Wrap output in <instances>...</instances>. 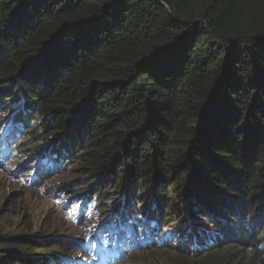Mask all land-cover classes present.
<instances>
[{"label":"trees","instance_id":"16d2710c","mask_svg":"<svg viewBox=\"0 0 264 264\" xmlns=\"http://www.w3.org/2000/svg\"><path fill=\"white\" fill-rule=\"evenodd\" d=\"M0 126L40 176L74 162L73 264H264V0H0ZM52 240L0 229V264H66Z\"/></svg>","mask_w":264,"mask_h":264},{"label":"rangeland","instance_id":"374dc122","mask_svg":"<svg viewBox=\"0 0 264 264\" xmlns=\"http://www.w3.org/2000/svg\"><path fill=\"white\" fill-rule=\"evenodd\" d=\"M10 106H12L10 101L6 105L1 106L4 110V115H2L4 118H8L15 111ZM1 128L2 126H0ZM36 130L40 131L39 128H36ZM34 134L28 132L23 140L33 137ZM37 136L33 137V142L28 141V145L34 146L38 141V145L41 144L42 140ZM6 140L8 138H4L3 141L9 143ZM3 149H7L2 151L3 153L8 151V147L5 144L3 145ZM32 154V151H30L14 158H5L0 154V229L4 232L28 233L36 237L39 235H45L46 238L51 237L53 240L41 244L38 250L45 254L49 253L47 255H56L55 257L57 259L60 258L58 255H62V259L69 257L65 258V263L73 264L74 257L70 253L64 252V245L60 241L55 240L84 238L82 235L83 231L86 234L89 232L87 222L90 217V210L86 212L88 217L84 219L78 216L76 217L74 213V210L78 208L79 204L75 196L80 192L86 193L87 189L82 186H74L73 183H70L76 175L71 176L67 172H73L74 162H70V166L66 171L61 169L58 174L52 176H48L49 174H47L49 182L45 187H42V183L39 186H35L33 177L38 171L35 168L37 164L31 161L30 156ZM3 155L7 156L5 154ZM69 158L66 161L67 163L71 160ZM59 180L70 183V189L73 191H63V194L57 192L58 188L62 185L59 183ZM46 186L48 190H45ZM119 197L120 195H116L115 192L109 193L107 199L103 201L104 207L114 206L119 200ZM101 208L103 207L100 206ZM136 208L139 209V205H136ZM163 224L167 228L176 229L178 234L176 237L181 243L185 240H183L182 236H179L183 233L182 230L185 227L182 220L167 217L163 220ZM204 224L209 225L207 219ZM240 225H243V222ZM188 236L189 232L185 233V238ZM194 238L197 240L195 236ZM177 243L175 242V244ZM57 247L61 248V250H57ZM150 251L152 252L150 253ZM176 253L184 256L192 254L191 252L178 251L176 248L152 249L134 254L126 263L128 264L131 260H135L142 264H174L175 261L182 264V258H179L180 256ZM160 259H163V262H160ZM60 264H64L63 260Z\"/></svg>","mask_w":264,"mask_h":264},{"label":"clouds","instance_id":"9594fccd","mask_svg":"<svg viewBox=\"0 0 264 264\" xmlns=\"http://www.w3.org/2000/svg\"><path fill=\"white\" fill-rule=\"evenodd\" d=\"M2 130H0V133H1Z\"/></svg>","mask_w":264,"mask_h":264}]
</instances>
